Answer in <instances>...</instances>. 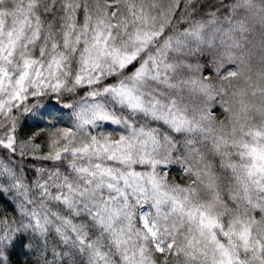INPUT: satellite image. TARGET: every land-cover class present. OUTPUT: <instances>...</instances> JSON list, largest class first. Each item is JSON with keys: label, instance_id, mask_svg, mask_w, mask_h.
I'll return each instance as SVG.
<instances>
[{"label": "snow or ice", "instance_id": "snow-or-ice-1", "mask_svg": "<svg viewBox=\"0 0 264 264\" xmlns=\"http://www.w3.org/2000/svg\"><path fill=\"white\" fill-rule=\"evenodd\" d=\"M0 264H264V0H0Z\"/></svg>", "mask_w": 264, "mask_h": 264}, {"label": "trees", "instance_id": "trees-1", "mask_svg": "<svg viewBox=\"0 0 264 264\" xmlns=\"http://www.w3.org/2000/svg\"><path fill=\"white\" fill-rule=\"evenodd\" d=\"M19 259L21 262L23 261L24 257L23 256H14V260Z\"/></svg>", "mask_w": 264, "mask_h": 264}]
</instances>
